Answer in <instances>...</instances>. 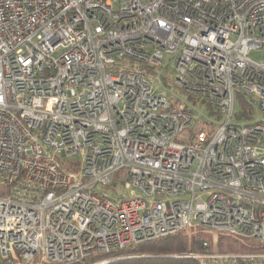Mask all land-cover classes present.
Instances as JSON below:
<instances>
[{"label": "built area", "instance_id": "built-area-1", "mask_svg": "<svg viewBox=\"0 0 264 264\" xmlns=\"http://www.w3.org/2000/svg\"><path fill=\"white\" fill-rule=\"evenodd\" d=\"M260 49L264 0H0V258L86 264L194 225L264 249ZM165 57L222 121L187 131L198 114L154 85ZM239 98L261 119L233 123ZM202 247L180 256L264 264Z\"/></svg>", "mask_w": 264, "mask_h": 264}, {"label": "rangeland", "instance_id": "rangeland-1", "mask_svg": "<svg viewBox=\"0 0 264 264\" xmlns=\"http://www.w3.org/2000/svg\"><path fill=\"white\" fill-rule=\"evenodd\" d=\"M173 57L175 56L173 55ZM249 57L254 60L264 61V49L252 51L249 54ZM165 61L166 68L162 69V67H159L158 69L151 70L153 74L159 73L163 80L161 84L156 81L154 85L157 86L159 91H163L167 96L174 93L177 99L184 102L189 108H192L194 112L198 114V118L188 126L187 131L197 132L199 129H206L210 123L215 126L216 123L222 121L224 117L220 118L217 115L210 113L204 105L200 104V102L193 103V101L188 99L185 94L174 88V78L176 76L173 69V63H167V57H165L164 62ZM235 109L236 111H239L238 105H236ZM249 117L250 118H242L233 116L231 121L233 123H247L261 119L262 115L255 103H252L251 115ZM70 160L80 161V157L75 155L72 156ZM112 179L114 180V185L110 187H98L100 192L107 193L114 201H116L117 197H120L121 195L127 196L129 194V190L123 186L124 177L120 178V175L116 174L115 176H112ZM184 231L189 237L192 235H199L200 237L206 239L209 244L207 249L209 252L261 253L264 250L260 246L259 242L251 238L229 232H218L205 226L194 225L184 229Z\"/></svg>", "mask_w": 264, "mask_h": 264}, {"label": "trees", "instance_id": "trees-1", "mask_svg": "<svg viewBox=\"0 0 264 264\" xmlns=\"http://www.w3.org/2000/svg\"><path fill=\"white\" fill-rule=\"evenodd\" d=\"M239 107L244 111L251 110L246 102L239 98ZM10 185L0 187V195H6ZM206 239L199 235L188 236L182 230L156 240L140 242L124 249L108 253H95L85 260L86 264H203L201 260L180 256L183 253L202 252V243ZM65 264H80L71 262Z\"/></svg>", "mask_w": 264, "mask_h": 264}, {"label": "crops", "instance_id": "crops-1", "mask_svg": "<svg viewBox=\"0 0 264 264\" xmlns=\"http://www.w3.org/2000/svg\"><path fill=\"white\" fill-rule=\"evenodd\" d=\"M0 264H26L20 260H14L12 263H8L7 260L0 258Z\"/></svg>", "mask_w": 264, "mask_h": 264}]
</instances>
